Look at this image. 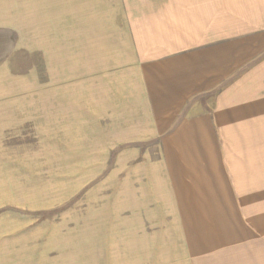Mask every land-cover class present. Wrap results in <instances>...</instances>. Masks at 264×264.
I'll list each match as a JSON object with an SVG mask.
<instances>
[{"label": "rangeland", "instance_id": "rangeland-1", "mask_svg": "<svg viewBox=\"0 0 264 264\" xmlns=\"http://www.w3.org/2000/svg\"><path fill=\"white\" fill-rule=\"evenodd\" d=\"M32 36L0 264H264V0H34Z\"/></svg>", "mask_w": 264, "mask_h": 264}, {"label": "crops", "instance_id": "crops-1", "mask_svg": "<svg viewBox=\"0 0 264 264\" xmlns=\"http://www.w3.org/2000/svg\"><path fill=\"white\" fill-rule=\"evenodd\" d=\"M33 34L34 0H0V124L32 111L35 84L42 82L35 65L49 64L48 46L33 47Z\"/></svg>", "mask_w": 264, "mask_h": 264}]
</instances>
